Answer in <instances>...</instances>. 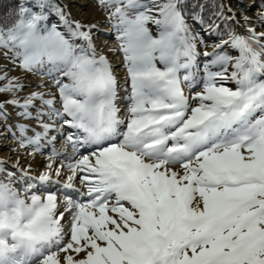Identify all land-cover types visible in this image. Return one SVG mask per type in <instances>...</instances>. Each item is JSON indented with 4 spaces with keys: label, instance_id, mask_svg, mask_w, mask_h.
I'll return each instance as SVG.
<instances>
[{
    "label": "snow or ice",
    "instance_id": "6c2138e0",
    "mask_svg": "<svg viewBox=\"0 0 264 264\" xmlns=\"http://www.w3.org/2000/svg\"><path fill=\"white\" fill-rule=\"evenodd\" d=\"M98 2L116 31L124 97L95 24L51 0H14V22L0 26V56L50 80L21 96L24 83L0 65V118L6 104L25 119L35 109L40 130L17 125L19 146L38 151L55 131L72 148L53 147L36 176L0 161V264H264V31L245 16L246 34L230 29L201 52L182 0Z\"/></svg>",
    "mask_w": 264,
    "mask_h": 264
},
{
    "label": "bare ground",
    "instance_id": "6f19581e",
    "mask_svg": "<svg viewBox=\"0 0 264 264\" xmlns=\"http://www.w3.org/2000/svg\"><path fill=\"white\" fill-rule=\"evenodd\" d=\"M94 0H68V3L71 7H77V18L81 21L82 24L91 25L95 24L96 27L92 29V38L93 42L97 47V50L102 54L106 55L109 59L110 63L112 64L114 75L118 80L119 87V95L121 97L125 96V77L126 72L123 66V58L122 53L118 50V42L116 37L110 35L113 31L112 24L103 23L104 25L101 26V21H96L93 23L89 20V15L92 13V5ZM94 13V12H93ZM92 15V14H91ZM96 17L102 18L101 13H96ZM92 18V17H91ZM93 19V18H92ZM102 20V19H101ZM109 23V22H108ZM104 32L107 35H104ZM104 35V36H103ZM207 50L211 51V48H207ZM5 62V61H4ZM9 64V63H6ZM12 65H8L7 68L11 67ZM6 68V69H7ZM12 70V69H10ZM10 70L8 73L10 76H18L20 80L24 83L25 87L21 91L20 95L24 96L30 94V91L36 90H43L47 92L49 90L50 80L46 73L37 72L35 74L32 73H23L22 70L16 72H12L10 74ZM15 70V69H14ZM43 84V89H37V85ZM187 92L188 90L185 89ZM3 100V99H2ZM118 106L120 107V115L123 116L126 112V101H118ZM37 107H39V103L37 102ZM20 110V109H18ZM43 111H47V109H42ZM32 119H21L19 121L20 124H24L27 126L28 135H33V129L39 131V127L36 124L35 116L36 111L32 109ZM7 122L2 118H0V161H4L10 172H16V176L19 177L20 173L17 169L13 168V165L18 161L19 164L24 167L28 168L31 166V175L36 176L39 172L43 171V166L47 163V157L51 154L53 147L57 149V151L70 155L72 153V148L70 145L65 144L64 138L59 135L57 132L53 131L50 133L52 136H56V140L52 142L44 141L42 146L38 151H34V147H30V149H24L25 147L21 148L19 146V136L14 135V132L10 131L9 128L6 126ZM75 130L68 129L65 127L63 129L64 137L67 136L69 132H73ZM18 135V134H17ZM11 136V137H10ZM81 152L84 151L83 148L80 149ZM60 163L59 160L56 161L58 165ZM56 165H54L55 167ZM19 185L23 184V180ZM56 186H53V190H55ZM76 187L79 188V183L76 184ZM67 191V190H62ZM62 210V209H61Z\"/></svg>",
    "mask_w": 264,
    "mask_h": 264
},
{
    "label": "rangeland",
    "instance_id": "374dc122",
    "mask_svg": "<svg viewBox=\"0 0 264 264\" xmlns=\"http://www.w3.org/2000/svg\"><path fill=\"white\" fill-rule=\"evenodd\" d=\"M67 1L68 0H59L62 7L64 8V12L72 20H76V21L81 22L77 18V14H76L77 7H71L68 3H66ZM91 3H93V5L91 8L92 13H90V15H89L90 16L89 20L92 21L93 23H95L96 21H101V26L104 25L103 23H106V22H107V24H111L109 22V20L107 19L106 9L99 5L98 0H94ZM224 3H225V9H224L225 15L224 16L227 17L228 21L233 22V26L235 27V29H233V30L236 31L238 34H246L247 26L245 25L244 19H243L245 16L250 18V20L253 22V24L251 26L255 27L258 32L264 31V27L261 26V24L259 23V18H258V13H260L261 11H264V7H262V4H264V0H224ZM96 13H101L102 18L96 17L97 16ZM186 18H187L188 24L191 27L195 28L198 32H200L201 37L204 39V44H200L198 46L199 51L202 52L205 49L206 45L209 46L208 48H211L210 46L212 44L218 42L221 38L227 39V35H223L222 32L220 31L221 30V24H219L220 27L216 33H207V32L201 31L202 25L197 22L198 20H200V18H196V19L189 18L187 15H186ZM52 19H53L54 23L59 21V17H55V15L52 17ZM149 27L152 28L153 32H155V27L153 25H149ZM106 33H108V32H104V35H107ZM110 35H112L113 37H116L115 29H113V31L110 33ZM227 51L229 52V54H233V55L235 54L231 49H227ZM203 59L204 58L201 55L199 57V60L203 61ZM6 63H8V61L4 60L3 57L0 56V65H7L8 66L9 64H6ZM10 69H12V70H10ZM5 70H7V71L10 70L11 71L10 74H11L12 72H16V70L20 71L21 69L12 65L11 67H9ZM8 98H9V96L7 94L0 95V102H3L5 100H7ZM4 110L7 113L6 118H3L7 122L6 126L9 128L10 131L14 132V134L16 136H19V131H18V128L16 126L20 125L19 121H21V119L24 118L21 114V110H18V108H15V107H13L11 105H7V104L5 105ZM25 134L28 135V131ZM43 143H44V141L41 142V146ZM31 146L32 145H27L24 149L25 150L30 149ZM32 147H34V146H32ZM3 166L5 167V169H7L6 165H3ZM7 171H8V169H7ZM3 178H4V174L0 173V179H3ZM20 182L21 181L18 180V185Z\"/></svg>",
    "mask_w": 264,
    "mask_h": 264
},
{
    "label": "trees",
    "instance_id": "16d2710c",
    "mask_svg": "<svg viewBox=\"0 0 264 264\" xmlns=\"http://www.w3.org/2000/svg\"><path fill=\"white\" fill-rule=\"evenodd\" d=\"M14 0H0V26H6L14 22L15 15L12 7ZM51 3H61L59 0H51ZM184 5V12L189 18H202L207 24L210 21L215 20L218 24H221V32L223 35H227L228 31L235 29L232 21H228L225 17V3L224 0H182ZM223 13L225 19H220L216 13ZM59 17L54 9H49L46 12V16L53 22L52 17ZM54 23V22H53Z\"/></svg>",
    "mask_w": 264,
    "mask_h": 264
}]
</instances>
